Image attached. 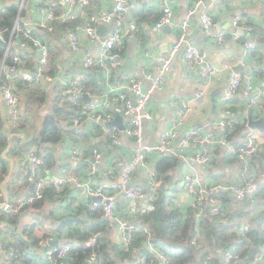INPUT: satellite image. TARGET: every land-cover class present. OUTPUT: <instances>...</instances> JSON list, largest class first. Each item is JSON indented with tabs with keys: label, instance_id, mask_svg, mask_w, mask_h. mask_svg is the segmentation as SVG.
<instances>
[{
	"label": "crops",
	"instance_id": "crops-1",
	"mask_svg": "<svg viewBox=\"0 0 264 264\" xmlns=\"http://www.w3.org/2000/svg\"><path fill=\"white\" fill-rule=\"evenodd\" d=\"M7 0H4V2ZM130 8L134 13V17L138 22V28L135 32L130 34L124 43L121 45L123 56L121 57L119 67L121 80L113 78L108 84V90L96 97L91 95L93 102L101 105L104 112H112L113 104L110 102V96L113 94L112 89L119 90L123 79L132 75H140L142 84L145 88H150L153 83V77L157 73V56H164L169 52L172 44L179 38L181 34L186 35V43L183 44L182 49L176 57L172 59L168 71V83L162 89H155L152 91L149 103L151 117L143 121L144 124V143L149 145H156L159 141L163 130L167 129L169 123L176 117L179 109L188 106L189 110L184 118V122L179 127L180 140L186 133V129L201 125L202 130H213L214 133H219L223 129L220 127H212L210 120L213 118L224 117L232 120L243 121L248 114L252 113L254 118H259L264 115V94H261L257 104H250L249 99L242 88L232 97L229 102L221 99L223 89L228 80L235 72H240L243 75L253 76L255 82L264 79V0H205L204 8L211 12L214 18V24L208 30L202 28V19L198 12L190 15L189 9L193 5L194 0H128ZM113 0H94L87 5L78 3L75 6L76 13L69 19L61 17L57 18L55 23V30L50 36L49 33H43L46 42L53 46L56 54V61L58 63V74L64 79H73L84 68V59L86 54L93 53L97 49V42L86 37L83 32V26L89 22L90 14L98 15L101 11L109 12L113 6ZM52 5L55 7L58 14L63 12L67 7L65 0H27L25 10L20 17V21H25L28 24H34L41 18L42 5ZM167 4L173 11L172 21L164 24L159 30H154L153 25L160 16L163 7ZM61 15V14H60ZM240 17L241 24H251V28L247 29L242 25L239 26L238 38H234L232 28L234 26V19ZM104 33H109L114 27L125 25V21L114 19L111 23L103 22ZM97 30L99 22L97 21ZM80 32L82 36V48L79 52L73 51L69 46L68 33L70 30ZM103 29V28H102ZM226 33L228 39L219 41V35ZM195 43L199 46L201 51L205 54V60L208 64L216 66L218 69L213 75H204L201 72V67L195 69L185 68L181 52L187 43ZM253 42L254 47L248 53L245 44ZM48 44V43H47ZM13 47V48H12ZM15 47L13 43L11 50ZM30 47L26 48L25 54L27 58L31 56V63L28 66L31 71L34 63L37 61L36 51ZM51 49V48H50ZM16 50V48H15ZM27 51V52H26ZM132 61V72L126 73L125 61L128 58ZM27 61V65H28ZM147 71L151 74L150 77L142 75V71ZM3 73L12 86L14 78L21 79L18 74L12 76L8 73L6 65L0 69V76ZM112 75V74H111ZM106 75H104L105 77ZM48 89L51 92L58 87V80L47 81ZM203 90L202 95H197L196 90ZM18 90V89H16ZM116 90V91H117ZM131 97V91L126 88V91ZM97 98V99H96ZM49 100H53L49 96ZM87 104V103H86ZM216 105V113L206 123L212 109ZM24 106L21 105V109ZM51 109V103L48 105ZM116 114L113 113L112 119L107 121H94L90 115L81 119L83 132L81 138L77 140L75 134H65L63 142L56 148V164L45 174L46 176L54 177L60 173L61 167H71L81 177L86 187L103 183L106 186L117 183L120 180V170L123 169L125 163L137 153V143L127 134L125 127L130 121V117L121 115L123 128L118 127L120 132V144L118 146L112 145L107 137L108 123L115 120ZM0 119L4 120V127L7 129L10 126L6 107L3 103L0 94ZM24 129L18 132L19 137L23 140L30 139L37 133L39 118L22 117ZM8 121V122H7ZM99 122V123H96ZM100 124V126L98 125ZM75 128V124L72 125ZM11 129V128H10ZM9 129V130H10ZM248 129V131H246ZM249 136H252L258 146L259 155L256 157H248V159L231 158L228 152L224 151V147L220 145L213 146V154L210 163L206 166L198 165L195 167L196 173L204 190L209 194L210 191L216 195L227 205L228 212L235 211L234 223L240 227L241 224H261L264 227V131L252 129L248 127L246 122V129L243 133L236 137L240 143L244 142ZM13 135L10 134L8 145ZM175 139V140H176ZM94 144V151L102 153L101 159L96 164V171L92 173L89 169L88 162L92 161L93 153L91 154L88 147ZM78 146L83 151V156L79 161L71 158L72 150ZM188 150L192 147L200 148L199 144H187ZM8 150V149H7ZM6 150V151H7ZM4 152L7 159L10 161V169L13 161L12 171H18L20 162L14 161L13 157ZM164 156L163 153L153 152L148 156L146 165H141L136 170L135 182L143 184L146 194L151 193L149 186L145 182L147 178V169H155L157 160ZM12 158V159H11ZM190 165L185 163L183 157L176 168L170 172L171 178L167 182V192L171 195L177 196L175 203L180 201L187 205L190 196L183 190V174ZM10 172V171H9ZM13 173V172H12ZM9 174V173H8ZM8 176V175H7ZM9 180L4 185V190L7 192V198L10 200H22L28 193V186L22 187V192H16L15 186H20L24 183V178H20L16 184L8 186ZM256 179L259 184L258 191L250 193L246 199L241 200L236 196L234 187L245 184L249 179ZM5 181V180H4ZM3 181V182H4ZM158 187L161 185V180L157 181ZM2 195L0 201L6 197L4 195L3 183L1 185ZM62 199L55 200L48 197L44 202L38 206L21 211L17 216L16 222L11 223L8 220L1 221L0 225H13L4 231H0V264H11L9 258V250L5 248V244L10 240V233L12 228L19 233L29 230L30 235H26L38 240L37 244H30L34 251L39 255L44 256L45 248L40 244L39 240L48 236L52 241L59 240L60 243L74 241V238L68 235L69 226L60 227L59 222L62 216L74 214L78 212L81 206H87L82 199L81 190L77 187H67ZM124 196V195H123ZM147 197V198H148ZM151 197L148 198L150 201ZM102 201V200H101ZM101 201L91 198L90 204L101 205ZM141 204L138 201H130L125 196L121 199H116V216L119 218H126L130 221H138L140 224L137 228L142 227L140 216L136 215L140 209ZM83 225L90 227L95 218L88 216V213L80 215ZM106 219V218H105ZM249 224V223H248ZM144 225V223H143ZM103 236L110 242L121 244L122 232L116 221L106 220V223L101 226ZM264 249V245L260 249ZM140 254V253H139ZM151 259L148 264H163L156 256ZM146 255L135 253L133 260L128 261L127 264H146ZM194 264H215L210 261L198 260ZM219 264H222L221 261Z\"/></svg>",
	"mask_w": 264,
	"mask_h": 264
},
{
	"label": "built area",
	"instance_id": "built-area-1",
	"mask_svg": "<svg viewBox=\"0 0 264 264\" xmlns=\"http://www.w3.org/2000/svg\"><path fill=\"white\" fill-rule=\"evenodd\" d=\"M21 1L22 6L26 0ZM91 0H65L68 7L57 15V11L52 5H45L41 8V18L38 22L28 24L25 21L24 24L25 34L31 41V45L27 42L19 44L22 48H33L37 55V67L36 71L38 76H33L27 65V54L19 52L17 49L11 50L12 42H7V54L10 53L12 57L11 65H6L8 73L15 72L16 75L26 81H34L39 79L40 76H44L45 80L53 81L58 80V87L56 91L62 95L60 97L62 101H71L77 103L81 95L86 92L81 84L82 73H78L73 79H64L58 73L55 75L45 72V68L49 62V47L44 42L43 38L33 33V29L41 27L52 31L54 29V21L56 18L61 17L69 19L76 13L75 6L78 3L87 5ZM115 3L114 12L117 20L125 21V25L114 27L107 35L101 36L98 33L97 25L95 21H102L105 23H111L114 18L112 13L108 11H101L97 16L90 17L85 26H83V32L86 37L97 42V49L93 53H88L84 59V67L102 68L105 71V79L110 84L112 69L109 65L110 59L121 60V53L118 51V46L126 39L130 34L135 32L138 28V22L132 14L128 0H113ZM205 0H194L193 5L190 7L189 14L192 15L196 12L199 13L202 19V28L208 30L214 24V18L212 13L208 12L205 8ZM21 6V7H22ZM173 11L167 4L162 9V14L156 20L153 25L154 30H159L164 24L172 21ZM20 22V21H19ZM19 23V24H21ZM250 29L251 24L242 23L240 17L234 19V26ZM233 34V35H232ZM238 32L232 31L231 35L234 38H238ZM0 38L4 39L2 32H0ZM69 46L75 51L79 52L82 48V36L80 32L72 29L68 33ZM219 41H225L228 39V34L223 33L218 37ZM5 40V39H4ZM6 41V40H5ZM186 35L183 33L177 40L174 41L169 52L164 56H157V73L153 77V83L150 88H145L140 79V75H132L123 79V83L120 85L119 90L112 89L113 94L110 96V102L113 104L112 112H104V108L96 104L95 102H89L86 105V113L94 121H107L112 119L113 113H119L130 117V121L125 127V131L129 134L137 145V153L127 161L120 170V180L117 183L109 186L99 183L97 185L86 187L81 177L71 167H61L60 173L57 176L50 177L42 173L40 165L44 159L41 155L34 151L27 153L20 165L30 166L31 172L29 180L32 182V192L22 200L13 205L12 200L6 198L0 201V208L5 211H24L32 208V204L35 200L42 197L44 189L53 185L57 192H62L66 186L77 187L81 190L83 201L91 208L95 209L99 205H91L89 200L95 197H101V206L103 209L102 217L111 221H116L122 232V244L128 247L134 239L135 232L137 231V225L134 222L126 218H118L116 216V199L119 195L123 194L130 201H138L141 204L140 208L144 210L153 209V205L148 198L153 195V191L157 188V180L155 177L154 169H147V178L145 182L151 190L150 196L148 192L146 194L145 188L135 182L136 170L141 165H146L147 157L153 152H160L164 155H178L183 157L185 163L190 165L183 174L182 187L183 190L189 194V205L197 207L196 215L201 217L204 212V207L200 206L201 201L207 197L208 213L215 216H224L228 212L227 205L221 201V199L215 194H208L202 186L199 177L196 173L195 167L198 165L206 166L210 163L213 146L220 145L224 147V151L228 152V156L237 155L238 158L256 157L259 155V146L256 140L249 136L244 142L236 143L231 140L227 133L226 127L230 124L229 120L224 117L213 118L210 120L212 127H220L223 130L219 133H214L213 130H202L201 128H192L186 131L183 138L175 143L176 137L179 135V127L184 122V118L189 110L188 106H184L179 109L176 117L173 119L167 129L163 130L159 141L156 145H149L144 143V124L143 121L146 118L151 117V111L149 109V103L151 99L152 91L155 89H162L168 83V71L172 62V59L182 49L184 43H186ZM14 44V43H13ZM253 42H247L245 47L250 53L253 48ZM181 52L182 61L187 69H195L198 66L201 67V72L204 75H213L218 69L212 64H208L205 60V54L201 51L199 46L193 42L187 43ZM5 65V64H4ZM3 66V64H2ZM34 67V66H33ZM33 69V68H32ZM142 75L150 77L151 74L147 71H142ZM128 88L131 91L132 97L126 95L125 91ZM242 88L247 95L250 104H257L259 102L261 94H264V79L255 82L253 76L243 75L240 72H235L228 80L223 89L221 99L225 102H229L232 97ZM203 90H196L197 95H202ZM88 93V92H87ZM0 94L2 96L3 103L6 107V113L8 121L12 128H15L22 121V113L20 108V98L17 91L8 81H2L0 77ZM75 132L82 133L81 120L79 117L74 119ZM107 137L114 146L120 144V132L116 125L109 127L107 131ZM194 143L199 144L200 148L192 147L188 150L187 144ZM5 155V154H4ZM83 156V151L78 146L72 150L71 158L79 161ZM102 153L95 150L93 153L94 160L88 162L89 169L92 173L96 171V164L101 159ZM259 184L256 179H249L245 184L235 186L234 192L236 196L244 200L250 193L258 191ZM148 197V198H147ZM150 200V199H149ZM178 206L183 204L178 201ZM250 228L248 223H244L240 226V231L246 233ZM101 234L100 231H95L87 241L82 245L85 247H92L95 245L97 238ZM40 244H43L45 251L44 256L49 261V264H69L65 261L69 252L73 246L76 245L73 241L62 242L58 245H50L52 241L51 237L44 236L39 240ZM197 237H194L192 242L196 243ZM148 247L151 253L156 255L163 264H170V259L167 257L159 247L153 242L148 243ZM9 258L11 264H24L22 257L15 248L9 250ZM100 254L97 250L92 249L88 254L84 264H98ZM241 260L240 254L236 249V246L227 248L223 253V264H237ZM245 264H264V249L254 255L252 259H249Z\"/></svg>",
	"mask_w": 264,
	"mask_h": 264
},
{
	"label": "trees",
	"instance_id": "trees-1",
	"mask_svg": "<svg viewBox=\"0 0 264 264\" xmlns=\"http://www.w3.org/2000/svg\"><path fill=\"white\" fill-rule=\"evenodd\" d=\"M26 2L27 0L22 6L19 0H7L5 2L4 0H0V32H2L3 38L8 43L18 42L22 44L23 42H27L28 45L32 44L25 34L24 24L20 21V17L25 10ZM90 2H94V0ZM132 14L134 16L133 12ZM92 16L94 17L95 15L91 13L90 17ZM160 16H158V18ZM56 21L57 18L54 21V29L52 31L37 27L33 29V33L42 37L43 33H51L50 36H52ZM94 23H97V21ZM126 39H124V41ZM43 40L46 42L44 38ZM124 41L118 46L121 57L123 53L120 47ZM46 44L49 47V62L45 68V72L55 75L58 73L56 54L53 46L49 44V41L46 42ZM7 46L8 45L0 44V69L2 64L11 65L12 63L10 53L7 54ZM13 50H15V48ZM27 55L29 56L28 53ZM29 58L31 61V56ZM29 58L28 66L31 65ZM109 65L112 69L111 80L113 78H117L118 81L121 80L122 74H120L119 70L121 66L120 61L118 59H110ZM84 68L85 69L81 71L83 77L81 84L84 87V91L93 96L100 97L108 90V85L104 77V69L98 67ZM0 77L2 81H6V77L3 73H1ZM13 84H15V88L18 89L17 93L20 98V108L21 105L24 106V108L22 107V117L26 116L31 119L39 118L40 120L39 124L37 122V133L30 139L23 140L18 134V132L24 129L25 123H23V120L15 128H12L10 125L9 128L6 129L4 127V120L0 119V196L2 195L1 185L10 171V161L4 155V152L9 148L8 141L10 134H12L13 137L8 154L13 157V160L21 163L27 153L35 150V152L44 159L43 163L40 165V169L43 174H47L46 172L48 169H51L56 164V148L58 149L59 145L63 142L65 134L72 133L76 136L79 134L75 132L74 127L72 129L74 119L79 117L81 120L88 115L85 111L87 104L82 98H80L77 103L71 101L61 102L60 97L62 95L59 91H54L53 89L50 92L48 84L43 83L40 79L35 78L34 81H26L15 77ZM125 93L130 96L127 92ZM52 94L54 101L49 100V96H52ZM50 103L52 105L51 109L48 107ZM228 120L230 124L225 130L228 137L236 141V143H240L236 140V137L242 134L243 130L246 129L247 117L243 121ZM98 125L100 126V124ZM81 136L82 134H79L77 140H79ZM230 157L238 158L237 155H230ZM180 162V156L170 154L161 156L155 163V177L157 181L161 180V185L159 187L157 185V188H155L150 198L153 209L144 210L140 208L137 213H135L140 216V220H142L144 225L137 229L134 239L128 247H125L122 243L119 245L110 242L103 236V231L100 229H102L101 226L106 223L107 219L102 217L103 209L101 205L95 209H91L85 203L87 206L80 205L78 212L62 216L59 219V222H61L59 226L63 228L68 225V235L74 238L73 242L76 243L65 261L69 264H84L90 251L95 249L100 254L98 264H127L128 261L133 260L135 253H138V255H146V264H148L152 258L157 259L153 257L154 254L149 250V242H153L167 257H169L170 264H194L198 262L199 259H204L205 261H210L215 264H219L221 261L223 264L224 251L234 245L241 257V260L237 264H245L246 260L248 262L249 259H252L256 253L261 251L260 249L264 245V227L261 226V224H250V222H248L250 225L249 230L246 233H242L240 227L234 223L235 211L227 212L224 216H215L207 212L209 208L207 197L200 203V206L204 207V212L201 217H197L196 215L197 207L189 204H183L182 206L176 205L175 198L177 196L167 192L168 188H166V185L171 178L170 172L173 171ZM19 166L18 171L15 169L13 170L8 186H12L16 184L20 178H24V183L22 185L15 186V194L16 192H22L23 186H28V193L26 194L29 195L32 192V182L29 180L31 172L30 166ZM67 187L68 186L59 193L53 185L47 186L44 189L42 197L35 200L32 207L42 204L48 197H52L55 200L62 199ZM210 192L211 194H215L213 191ZM12 202L14 205L18 201L13 200ZM83 212L95 218L94 223L88 228L83 225L80 219V215L83 214ZM20 213L21 211L7 212L0 208V220H8L14 223ZM8 228L7 225H0V231H4ZM95 231L101 232L95 245L92 247L83 246L82 244L92 237ZM26 235H30L29 230L19 233L12 228L10 240L5 244V248L8 250L12 247L15 248L22 257L24 264H49L46 257L39 255L28 243L37 244L38 240L35 237L32 239L31 236L26 238ZM194 237H197L196 243L192 242Z\"/></svg>",
	"mask_w": 264,
	"mask_h": 264
},
{
	"label": "water",
	"instance_id": "water-1",
	"mask_svg": "<svg viewBox=\"0 0 264 264\" xmlns=\"http://www.w3.org/2000/svg\"><path fill=\"white\" fill-rule=\"evenodd\" d=\"M114 7H115V3H113V6L109 9V12L110 13H112V16H113V18L115 19L116 18V15H115V12H114ZM99 22V26H98V33L101 35V36H105V35H107V33H104V29L106 28V27H104V24H103V22L102 21H98ZM103 28V29H102ZM232 31H234V32H239V28L238 27H233L232 28ZM0 44H2V45H7V42L4 40V39H1L0 38ZM14 47L19 51V52H23V51H25V50H27L26 48L24 49V48H22L20 45H19V43L17 42V43H14ZM30 49V48H29ZM32 49H30V51H31ZM37 61L34 63V67H33V69H32V71H31V73H32V75L35 77V76H38V73H37V71H36V67H37ZM124 72H126V73H131L132 72V61H131V58L129 57L126 61H125V69L123 70ZM12 76H15L16 75V73L15 72H11L10 73ZM39 79L43 82V83H45L46 82V80H45V77L44 76H40L39 77ZM14 87V90L15 91H17L16 90V86L14 85L13 86ZM81 97H82V99L84 100V102L85 103H89V102H93L95 99H93V97H91L90 96V94L89 93H87V92H84L82 95H81ZM21 111V113L23 112V109H21L20 110ZM216 113V105H215V107L212 109V112L210 113V115H209V117L206 119V123L213 117V115ZM121 120H122V117H121V115L120 114H116V117H115V120L114 121H112V122H110V123H108L109 125H107L108 127H112V126H114V125H116L117 127H120V128H123L124 126H123V124L121 123ZM8 122V121H7ZM247 125H248V127H251L252 129H258V130H260V131H264V115H262V116H260L259 118H254V116H253V114L252 113H249L248 114V121H247ZM201 125H199V126H195V127H190V128H188V129H186V131H188L189 129H192V128H199ZM246 131H248V129L246 130ZM180 141V138H177L176 140H175V143H178ZM10 147H11V143H10ZM10 147L8 148V150L10 149ZM88 149H89V151H90V153L92 154L93 152H94V144H91L89 147H88ZM8 150L6 151V152H8ZM245 159H248V157H246ZM92 160H94V158H92ZM12 167H13V161H12V165H11V169H10V172H9V174H8V176L6 177V179H5V181L3 182V190L5 189L4 188V185H5V183L9 180V178H10V176L12 175ZM140 168H141V170H143V167L142 166H140ZM49 176V175H48ZM140 184V183H139ZM140 186L141 187H143V189H144V186H143V184H140ZM4 192V195H5V197L7 198V192H6V190H4L3 191ZM124 196H123V194H121V195H119L118 196V199H121V198H123ZM5 198V199H6ZM95 200H99V201H101L102 200V198L101 197H95L94 198ZM134 224H136L137 226L140 224L138 221H134ZM141 225H143V223H141ZM9 227H15V226H13V225H9ZM16 229V228H15ZM60 243V241L59 240H54V241H50V245H58ZM29 245V244H28ZM245 262H247V260L245 261Z\"/></svg>",
	"mask_w": 264,
	"mask_h": 264
}]
</instances>
